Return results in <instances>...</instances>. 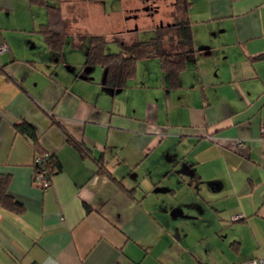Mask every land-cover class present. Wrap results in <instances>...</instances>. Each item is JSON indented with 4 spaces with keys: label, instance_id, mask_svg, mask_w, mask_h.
<instances>
[{
    "label": "crops",
    "instance_id": "1",
    "mask_svg": "<svg viewBox=\"0 0 264 264\" xmlns=\"http://www.w3.org/2000/svg\"><path fill=\"white\" fill-rule=\"evenodd\" d=\"M50 1L67 23L60 57L41 32L45 7L0 0V184L8 178L23 208L0 206V264L264 258V0H190L195 57L174 79L159 58L141 60L118 91L103 68L81 73L105 1ZM159 1L153 13L126 1V14L155 16ZM114 15V33L130 30L129 17ZM73 51L84 59L68 60ZM22 122L60 166L47 190L34 183L40 153L16 131Z\"/></svg>",
    "mask_w": 264,
    "mask_h": 264
},
{
    "label": "trees",
    "instance_id": "2",
    "mask_svg": "<svg viewBox=\"0 0 264 264\" xmlns=\"http://www.w3.org/2000/svg\"><path fill=\"white\" fill-rule=\"evenodd\" d=\"M190 0H174L176 15L174 21L169 24L158 26L155 35L147 41H138L136 37H127L129 33L117 32L110 37L104 35H93L88 37L87 61L81 73L86 74L100 66L105 69V85L114 91L125 87L126 82L135 74L137 63L151 57L161 60L162 68L171 79L176 78L187 66L189 59L195 57L192 49V32L186 11ZM32 5H40L46 8L48 23L43 26L42 33L45 36L50 50L60 57L68 42L67 23L63 19L61 9L50 0H30ZM153 5V3H152ZM150 6L151 8L153 6ZM87 37V36H84ZM84 37L73 39L72 46L80 48ZM87 39V38H86ZM120 44L121 51L108 53L106 51L109 43ZM0 69H3L2 67ZM18 133L32 140L37 148L38 155H43L38 148V139L35 129L27 122L15 126ZM71 144L85 157L83 146L70 140ZM44 166L54 175L60 166L50 154ZM103 170V168H102ZM103 172V171H102ZM107 172V171H106ZM8 178H2L0 184V206L13 212H22V205L16 202L7 193ZM121 187V182H118ZM129 195L131 191L125 190Z\"/></svg>",
    "mask_w": 264,
    "mask_h": 264
},
{
    "label": "rangeland",
    "instance_id": "3",
    "mask_svg": "<svg viewBox=\"0 0 264 264\" xmlns=\"http://www.w3.org/2000/svg\"><path fill=\"white\" fill-rule=\"evenodd\" d=\"M89 1L90 2L92 1V3H94L93 0H89ZM104 1H105V6H106V15L104 18L98 17L97 20L92 23L91 29H88V33H91L93 35H104V36L110 37L112 35V33L115 32L113 26L111 25L112 22L116 18L114 15V12H121L122 13L121 19L124 21V20H127V18L129 17L128 21L130 24V26L128 28L130 30H125L122 32L129 33V35L127 37H136L135 39H137L138 41H147V40L151 39L155 35V27L156 28L158 27V25H156V26H154V25L155 24H159V26H161V24L164 25L163 20L168 15H170L169 14L170 9L172 8V6L170 5L171 0H160L159 5H161V9H162V11H160V13H158L155 16H151V15L149 16L146 14L148 12L147 11V12H144L146 15L144 13H142V16L140 15L138 21H136V20L132 19L133 17H130L133 12L131 13L130 16H128V14H126L127 9L125 7L128 5V4H126V1L130 2V4H132V5H134L135 3H137V5H139V0L138 1L137 0H124L123 2L121 0H104ZM146 1L148 2V0H143L142 5L147 6L148 10H150V12H148V13L155 12V10L157 8L156 7H152V8L150 7L153 2L146 3ZM103 20H104V22H103ZM136 27L138 29H136ZM121 48L122 47L120 46L119 43H117V42L111 43L110 42L107 46L106 51L108 53H118L121 51ZM67 53H68V60H80V59L83 60L84 59V55L80 51H73V52H67ZM71 55L73 58H71ZM190 62H192V61H190ZM101 69H102V67H100V66L97 67V70L99 72H101Z\"/></svg>",
    "mask_w": 264,
    "mask_h": 264
},
{
    "label": "built area",
    "instance_id": "4",
    "mask_svg": "<svg viewBox=\"0 0 264 264\" xmlns=\"http://www.w3.org/2000/svg\"><path fill=\"white\" fill-rule=\"evenodd\" d=\"M7 50L6 45L0 46V55L3 54ZM262 136L264 137V125L261 128ZM238 146H241V142H237ZM50 153H45L43 155H37L34 161V183L39 186L40 188L47 190L51 186V180L53 174L44 166L45 162L49 158ZM240 264H264V258H259L252 260L247 263H240Z\"/></svg>",
    "mask_w": 264,
    "mask_h": 264
},
{
    "label": "flooded vegetation",
    "instance_id": "5",
    "mask_svg": "<svg viewBox=\"0 0 264 264\" xmlns=\"http://www.w3.org/2000/svg\"><path fill=\"white\" fill-rule=\"evenodd\" d=\"M149 2H153V4L156 2V0H150ZM149 2H147V3H149ZM146 8V7H145Z\"/></svg>",
    "mask_w": 264,
    "mask_h": 264
},
{
    "label": "water",
    "instance_id": "6",
    "mask_svg": "<svg viewBox=\"0 0 264 264\" xmlns=\"http://www.w3.org/2000/svg\"><path fill=\"white\" fill-rule=\"evenodd\" d=\"M146 10H148V8H146ZM163 24H161V26H162ZM136 29H137V27H136ZM105 74H106V72H105Z\"/></svg>",
    "mask_w": 264,
    "mask_h": 264
}]
</instances>
